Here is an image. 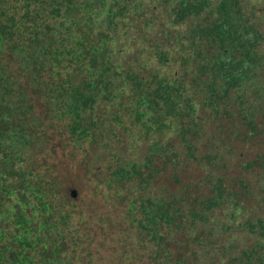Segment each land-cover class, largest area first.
<instances>
[{
	"label": "trees",
	"instance_id": "1",
	"mask_svg": "<svg viewBox=\"0 0 264 264\" xmlns=\"http://www.w3.org/2000/svg\"><path fill=\"white\" fill-rule=\"evenodd\" d=\"M0 264H264V0H0Z\"/></svg>",
	"mask_w": 264,
	"mask_h": 264
}]
</instances>
